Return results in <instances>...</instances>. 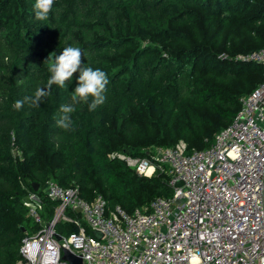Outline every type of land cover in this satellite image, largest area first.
I'll return each instance as SVG.
<instances>
[{
  "label": "trees",
  "instance_id": "16d2710c",
  "mask_svg": "<svg viewBox=\"0 0 264 264\" xmlns=\"http://www.w3.org/2000/svg\"><path fill=\"white\" fill-rule=\"evenodd\" d=\"M34 4L0 0V264H17L24 237L40 229L25 204L30 194L43 219L53 217L49 180L128 212L171 196L168 165L144 177L111 155L147 156L180 140L204 149L264 80L263 64L237 57L264 46V0H54L45 21ZM68 46L81 49V67L109 79L102 105H75L74 130L57 121L79 72L39 105L14 107L46 88V59Z\"/></svg>",
  "mask_w": 264,
  "mask_h": 264
},
{
  "label": "built area",
  "instance_id": "2783aa9c",
  "mask_svg": "<svg viewBox=\"0 0 264 264\" xmlns=\"http://www.w3.org/2000/svg\"><path fill=\"white\" fill-rule=\"evenodd\" d=\"M237 57L264 65V46ZM241 102L204 149L180 140L147 156L111 155L144 177L170 167L173 194L144 210L110 208L102 195L87 200L79 187L49 180L44 191L58 205L44 220L36 194L25 199L40 229L24 237L17 264H70L66 251L82 264H264V80ZM60 224L78 229L67 234Z\"/></svg>",
  "mask_w": 264,
  "mask_h": 264
},
{
  "label": "clouds",
  "instance_id": "9594fccd",
  "mask_svg": "<svg viewBox=\"0 0 264 264\" xmlns=\"http://www.w3.org/2000/svg\"><path fill=\"white\" fill-rule=\"evenodd\" d=\"M53 3L54 0H35V18L40 21L47 20ZM53 53L48 56L44 63L50 73L46 88H37L33 96L16 101L14 107L20 109L25 102L30 106L39 105L49 95L53 85H59L63 88L65 82L71 80L73 75L79 72L76 87L71 93V103L61 105L62 116L57 121L58 126L62 129L74 130L71 114L76 110L75 105L86 104L89 111H94L99 105H102L106 99L104 93L109 83L108 75L100 68L81 67L82 52L79 47L68 46L63 48L59 55H53Z\"/></svg>",
  "mask_w": 264,
  "mask_h": 264
},
{
  "label": "water",
  "instance_id": "95a60500",
  "mask_svg": "<svg viewBox=\"0 0 264 264\" xmlns=\"http://www.w3.org/2000/svg\"><path fill=\"white\" fill-rule=\"evenodd\" d=\"M183 184V181H178L177 186H182ZM97 236L100 238L101 234L98 233ZM66 259L70 262V264H82V259L71 252L66 251Z\"/></svg>",
  "mask_w": 264,
  "mask_h": 264
},
{
  "label": "rangeland",
  "instance_id": "374dc122",
  "mask_svg": "<svg viewBox=\"0 0 264 264\" xmlns=\"http://www.w3.org/2000/svg\"><path fill=\"white\" fill-rule=\"evenodd\" d=\"M223 35H227V33L226 32H223Z\"/></svg>",
  "mask_w": 264,
  "mask_h": 264
}]
</instances>
